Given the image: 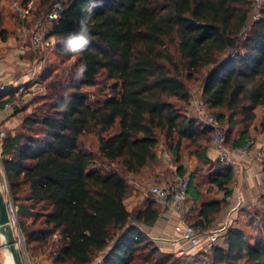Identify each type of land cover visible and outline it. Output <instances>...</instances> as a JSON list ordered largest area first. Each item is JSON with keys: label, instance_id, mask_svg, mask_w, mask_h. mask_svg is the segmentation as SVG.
<instances>
[{"label": "trees", "instance_id": "1", "mask_svg": "<svg viewBox=\"0 0 264 264\" xmlns=\"http://www.w3.org/2000/svg\"><path fill=\"white\" fill-rule=\"evenodd\" d=\"M66 3L50 36L64 56L79 58L82 72L71 82L70 93L53 99L50 115L24 120L23 126L32 131L41 125L42 134L8 135L3 143L5 176L27 249L44 254L49 237L56 235L53 264H94L98 258H103L101 264H170V255L137 226L154 225L162 211L153 198L132 213L120 169L135 175L158 162L161 135L176 160H181L183 140L207 142V133L213 138L211 130L199 128L179 111L191 102L186 82L201 75L203 98L212 114L221 122L227 117L231 128L243 116V134L230 148L250 140L255 111L264 107V4L263 17L252 21L243 36L254 9L251 0ZM89 15V43L78 53L70 52L65 41L79 33L80 20ZM235 47L242 52L234 53ZM101 77L114 81L112 93L92 104L83 88L98 85ZM4 91L0 105L10 94ZM90 134L98 137L99 156L107 163L96 170L91 167L97 156L82 142ZM206 152L203 148L198 156ZM212 169L210 182L227 198L233 193V167L220 162ZM179 172L184 173L183 167ZM193 185L192 175L188 199ZM224 207L219 200L202 204L193 226L209 229ZM210 258L212 264H264V237L251 243L243 231L231 228Z\"/></svg>", "mask_w": 264, "mask_h": 264}, {"label": "rangeland", "instance_id": "2", "mask_svg": "<svg viewBox=\"0 0 264 264\" xmlns=\"http://www.w3.org/2000/svg\"><path fill=\"white\" fill-rule=\"evenodd\" d=\"M54 1L55 0L0 1V84H4L9 91L18 90L20 86H25L16 111L5 114L3 117L5 138L8 135H15L18 133L32 134L34 132H41L42 134L41 125H38L34 128L35 131H32L23 126L24 120L28 117L42 118L50 115L52 113L50 107L53 99L60 94L70 93L71 90L69 89V86L71 82L82 72L83 66L77 56L68 58L57 50L56 45L58 41L55 37H52L54 42L53 46L46 53H40L39 51H34L30 48L31 37L37 22L48 9L50 3ZM14 2L19 3L20 6L22 5L24 9L30 10V14L26 19H22L18 14L13 6ZM237 51L242 52V49L235 47L233 52L236 53ZM203 80L204 75H201L197 77L196 80L186 82L191 93L190 104L181 106L176 99H173L177 105H180L179 111L181 114L194 120L200 125H198L199 128H205V126L199 119H197L193 100L195 98H202V101L207 108L202 92ZM112 84H114V81H108L105 77H101L98 85L84 87L83 91L88 95L90 103L96 104L111 95L112 91L110 86H112ZM11 86L12 88L9 89L8 87ZM4 90L5 89H2L0 91ZM5 93L6 90L1 94ZM12 99H14V97ZM255 112L256 117L248 128V139H250L257 148H261V150L264 151V107L257 108ZM237 118L238 125L234 128L229 126L227 117L222 122L226 129V138H228L227 146L229 149H232L230 146L237 143L245 129L243 116L238 115ZM207 134V142L205 140L199 142H191L186 139L183 140L181 160H176L175 156H173L172 162L167 164L162 159L160 160L158 158V162L144 168L139 174L135 175L129 174L120 169V172L124 175L127 181L128 190L125 202L128 209L132 211V213H136L139 206H141V204L136 205V202L133 201L134 197L139 199L138 203L140 202V198H143L146 202L153 200L149 188L155 178L164 182L173 181L176 177L175 175L177 173L180 174V167H183L184 173H187L189 176L193 175L196 178L198 186L210 196V193L212 194L216 190V187L210 182L213 170L212 164L214 165L220 162L216 159L213 163L207 158V153L203 158L198 156L203 148H206V151H208V149L213 146L211 134ZM4 140L0 141V189L3 192L6 201H11L12 194L5 176L2 162ZM82 142L88 151L93 152L97 156V160L91 169L96 170L104 167L107 163L99 156L98 137L91 134L85 135L82 137ZM167 142V138L161 135L160 142L156 147L157 156L159 154L160 145L163 144L167 148ZM205 160H207L208 163L205 162ZM221 165L226 166L222 163ZM113 167L115 168L119 166L115 164ZM156 205L162 210L158 203ZM263 210L257 212V214L262 218V226L264 229ZM31 220L32 219H29L28 217L25 218L27 224H30ZM14 229L16 238L19 242L18 245L25 252V264H28L29 262L32 264H39L37 261L40 259L42 261L44 260V263L42 262V264H53V249H55L53 242L57 241L59 237L56 235L50 236L49 246L47 247L46 252L44 254L35 255L36 252L30 251L29 253L27 249L26 232H23L19 219L14 225ZM263 237L264 233L260 238ZM3 239L4 237L0 235V264H14L11 254L4 246Z\"/></svg>", "mask_w": 264, "mask_h": 264}, {"label": "built area", "instance_id": "3", "mask_svg": "<svg viewBox=\"0 0 264 264\" xmlns=\"http://www.w3.org/2000/svg\"><path fill=\"white\" fill-rule=\"evenodd\" d=\"M254 3V9L250 18L248 26L243 32V36L247 34L250 29L252 21L258 20L263 17L261 10L264 4V0H251ZM14 8L21 16L22 19H26L29 14V9H24L19 3H13ZM66 0H55L50 9L43 14L41 19L37 22L35 29L31 37L30 48L40 53H46L52 46L53 40L50 36V32L55 23H57L61 17L63 11L66 9ZM4 84H0V90L5 89ZM25 86H20L18 90H12L10 94L3 97L4 104L0 105V141L5 138V130L3 126V117L5 114H9L16 111L21 100L22 92ZM14 97V99H12ZM193 106L197 113V119L213 133L212 144L218 152V160L226 165L232 167L235 166L233 154L235 152L242 155H251L253 160L260 165H264V151L261 148H257L251 140H248L244 145L229 149L226 143V129L222 122L212 114L204 105L202 98H195L193 100ZM255 148V149H254ZM158 158L165 163L170 164L173 160V154L163 145H160ZM173 181H160L155 178L152 182L149 192L154 200L160 205L163 213L172 211L179 217V225L175 228V233L178 235L179 240L187 241L192 246H199L202 243L208 244L209 247H213L218 241L219 235L226 234L231 228H233L234 221L231 218V213L238 209L241 204V196L237 197L238 203L230 209L228 217L225 219L223 225L218 228H209L207 230L197 228L193 225L185 223L184 216L186 212V204L188 200V190L190 186V176L187 173L175 175ZM232 196H228L226 200L231 202ZM7 206L12 220L13 226L18 221L17 219V207L13 200L7 201ZM140 228L141 224H137ZM99 262H103V258L99 259ZM32 264V263H28ZM205 264H208L206 261Z\"/></svg>", "mask_w": 264, "mask_h": 264}, {"label": "crops", "instance_id": "4", "mask_svg": "<svg viewBox=\"0 0 264 264\" xmlns=\"http://www.w3.org/2000/svg\"><path fill=\"white\" fill-rule=\"evenodd\" d=\"M8 88L11 89L12 86ZM5 90L7 91L8 89L5 87ZM206 153L207 158L213 163L218 159V152L213 146ZM233 159L235 166L233 167L234 181L231 185L233 190L231 202H228L224 193L217 189L212 194L210 193L209 196L206 191L198 186L194 177V185L189 192L184 220L186 224L193 225V222L198 218V212L202 204L219 200L224 202L225 207L211 224L212 228H218L223 225L230 209L238 203L237 197L240 195L241 204L237 210L231 213V218L234 221L233 228L243 231L250 242L255 243L264 233L262 218L257 214V212L264 209V165L255 162L251 155H242L237 152L233 154ZM194 187L197 188V197L195 199L192 197L195 192ZM133 201L136 202V205L146 203L143 198H140L139 203L138 198L134 197ZM179 221L180 217L175 212H161L154 225L141 224L140 229L162 253L170 255V264H205L206 261H208V264H212L210 258L212 249L214 246L225 244L226 234L219 235L218 241L211 248L205 243L199 246H192L187 241L179 240L178 235L175 233V228L179 225ZM99 259L94 264H101L102 262H99ZM43 261L40 259L37 263L42 264Z\"/></svg>", "mask_w": 264, "mask_h": 264}, {"label": "water", "instance_id": "5", "mask_svg": "<svg viewBox=\"0 0 264 264\" xmlns=\"http://www.w3.org/2000/svg\"><path fill=\"white\" fill-rule=\"evenodd\" d=\"M0 235L4 237V246L11 254L14 264H25V252L19 247L15 229L10 218L6 198L0 189Z\"/></svg>", "mask_w": 264, "mask_h": 264}, {"label": "clouds", "instance_id": "6", "mask_svg": "<svg viewBox=\"0 0 264 264\" xmlns=\"http://www.w3.org/2000/svg\"><path fill=\"white\" fill-rule=\"evenodd\" d=\"M90 15L80 20V31L76 34H70L65 41L66 46L70 52L78 53L82 51L89 43L88 35V21Z\"/></svg>", "mask_w": 264, "mask_h": 264}, {"label": "bare ground", "instance_id": "7", "mask_svg": "<svg viewBox=\"0 0 264 264\" xmlns=\"http://www.w3.org/2000/svg\"><path fill=\"white\" fill-rule=\"evenodd\" d=\"M4 240V239H3ZM14 263V262H13Z\"/></svg>", "mask_w": 264, "mask_h": 264}]
</instances>
